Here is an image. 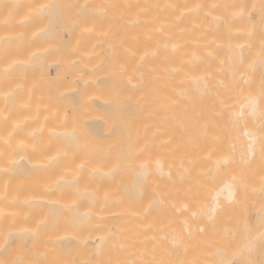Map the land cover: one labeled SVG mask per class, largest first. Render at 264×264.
I'll list each match as a JSON object with an SVG mask.
<instances>
[{
  "label": "bare ground",
  "instance_id": "1",
  "mask_svg": "<svg viewBox=\"0 0 264 264\" xmlns=\"http://www.w3.org/2000/svg\"><path fill=\"white\" fill-rule=\"evenodd\" d=\"M0 264H264V0H0Z\"/></svg>",
  "mask_w": 264,
  "mask_h": 264
}]
</instances>
